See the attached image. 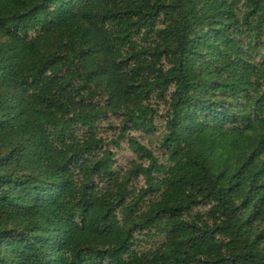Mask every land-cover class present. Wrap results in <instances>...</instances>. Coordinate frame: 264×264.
Segmentation results:
<instances>
[{
	"label": "trees",
	"instance_id": "16d2710c",
	"mask_svg": "<svg viewBox=\"0 0 264 264\" xmlns=\"http://www.w3.org/2000/svg\"><path fill=\"white\" fill-rule=\"evenodd\" d=\"M0 264H264V0H0Z\"/></svg>",
	"mask_w": 264,
	"mask_h": 264
},
{
	"label": "rangeland",
	"instance_id": "374dc122",
	"mask_svg": "<svg viewBox=\"0 0 264 264\" xmlns=\"http://www.w3.org/2000/svg\"><path fill=\"white\" fill-rule=\"evenodd\" d=\"M163 108H161L162 111ZM161 116V115H160ZM162 120L160 119L158 121V126L160 127ZM114 132L109 130V134L112 135ZM134 135L136 136H140V134L135 133ZM159 136H157V134L154 137H145L146 140L144 141V138L142 137V140L144 143H148L151 141V143L153 144V146H155L156 144V140L158 139ZM117 152V164L121 165V166H126L129 162L133 161L135 159L133 153H131V151L128 148L127 143L122 142L121 143V147L119 149L116 150ZM141 185H143V182L141 183ZM139 240H138V244L136 245V248L140 251H146L149 250L151 247H153L154 243H155V239H151L148 237H144L141 235H137Z\"/></svg>",
	"mask_w": 264,
	"mask_h": 264
}]
</instances>
